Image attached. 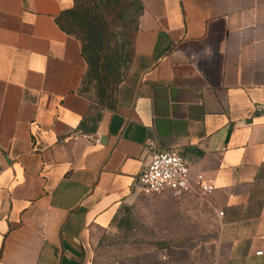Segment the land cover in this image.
Masks as SVG:
<instances>
[{
  "label": "crops",
  "instance_id": "crops-1",
  "mask_svg": "<svg viewBox=\"0 0 264 264\" xmlns=\"http://www.w3.org/2000/svg\"><path fill=\"white\" fill-rule=\"evenodd\" d=\"M136 1L104 104L56 22L73 0H0V264H264V0ZM167 149L211 192L140 194ZM125 207L165 242L112 247ZM205 217L203 237L167 242Z\"/></svg>",
  "mask_w": 264,
  "mask_h": 264
},
{
  "label": "rangeland",
  "instance_id": "rangeland-1",
  "mask_svg": "<svg viewBox=\"0 0 264 264\" xmlns=\"http://www.w3.org/2000/svg\"><path fill=\"white\" fill-rule=\"evenodd\" d=\"M93 13L101 26L102 48L98 54L96 79H89L84 74L81 89L90 98L99 103H107L112 97L117 84L126 75L130 62V38L135 27L136 6L132 0H81ZM113 62V73L108 71L107 63ZM103 89L101 96L96 97L97 86ZM204 225L192 227L198 231L185 233H170L169 244L189 242L207 234L212 226V220L205 217ZM148 225L143 213L134 207H125L114 219L113 232L109 242L115 249L128 248L134 244H151L163 238L164 234L154 233Z\"/></svg>",
  "mask_w": 264,
  "mask_h": 264
},
{
  "label": "built area",
  "instance_id": "built-area-1",
  "mask_svg": "<svg viewBox=\"0 0 264 264\" xmlns=\"http://www.w3.org/2000/svg\"><path fill=\"white\" fill-rule=\"evenodd\" d=\"M97 138L92 139L96 143ZM138 192L144 196L167 190L175 193L208 194L213 189L202 174H191L188 164L175 149H167L151 154L149 163L136 178ZM221 215V212H217ZM259 253V252H256Z\"/></svg>",
  "mask_w": 264,
  "mask_h": 264
},
{
  "label": "trees",
  "instance_id": "trees-1",
  "mask_svg": "<svg viewBox=\"0 0 264 264\" xmlns=\"http://www.w3.org/2000/svg\"><path fill=\"white\" fill-rule=\"evenodd\" d=\"M136 6V19L140 10L136 0H132ZM81 0H73L70 9L63 11L56 20L58 26L67 33L74 34L81 42V53L86 61V76L94 79L97 74L98 54L102 48L101 26L97 19V13H93ZM136 23V20H135ZM135 28V27H134ZM108 71L113 73V62L107 63ZM96 79V78H95ZM84 92V91H83ZM103 89L98 85L96 97L101 96Z\"/></svg>",
  "mask_w": 264,
  "mask_h": 264
}]
</instances>
